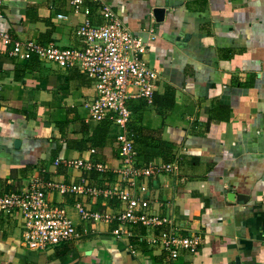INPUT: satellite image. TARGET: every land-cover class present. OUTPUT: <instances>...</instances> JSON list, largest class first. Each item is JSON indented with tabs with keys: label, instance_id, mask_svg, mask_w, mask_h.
<instances>
[{
	"label": "crops",
	"instance_id": "1",
	"mask_svg": "<svg viewBox=\"0 0 264 264\" xmlns=\"http://www.w3.org/2000/svg\"><path fill=\"white\" fill-rule=\"evenodd\" d=\"M98 1L85 4L110 5L145 42L144 58L160 76L156 103L140 113V102L131 105L129 130L139 167L165 163L175 171L140 177L133 192L150 202V215L171 217L179 236L197 234L200 245L172 259L147 242L169 226L125 225L131 235L117 237L124 206L116 197L47 189L48 201L67 209L80 238L32 250L21 212L0 211V264H264V0ZM3 13L0 28L15 40L82 47L77 30L85 15L69 0H3ZM9 50L0 41V198L36 180L117 185L121 129L111 123L102 147L90 141L102 122L92 121L84 106L95 96L87 75L14 58ZM141 129L151 137L141 140ZM151 138L166 143V158L141 157L137 146L144 141L150 150ZM76 159L95 169L55 165ZM77 203L110 219H83Z\"/></svg>",
	"mask_w": 264,
	"mask_h": 264
},
{
	"label": "built area",
	"instance_id": "2",
	"mask_svg": "<svg viewBox=\"0 0 264 264\" xmlns=\"http://www.w3.org/2000/svg\"><path fill=\"white\" fill-rule=\"evenodd\" d=\"M69 1L75 13L82 12L85 15V20L77 30L81 48L62 49L53 44L43 46L34 41L21 42L1 28L0 41L10 47L11 57L23 60L36 58L62 69H79L87 75L95 90V96L84 103L90 119L98 123L109 121L121 129L117 136L121 160V167L117 171L119 181L113 188H99L86 184H42L36 180L19 194L1 197L0 211L10 214L19 210L23 217V236L27 246L32 250H43L81 236L67 209L48 201L47 189H57L62 194L116 197L123 204L124 210L116 218L122 225L114 231L115 236L131 235L123 227L125 225L142 224L152 229L169 226L159 236L151 235L147 242L168 252L172 259L178 257L181 249L194 254L200 245V237L197 234L179 236L171 217L150 215V202L135 196L133 192L138 178L175 171L173 164L165 163H150L148 167H139L133 134L129 130L133 114L131 104L142 102L153 105L160 79L158 72L144 58L147 46L106 2L99 0L93 8L86 6V0ZM58 18L65 21L68 16L60 14ZM3 20V0H0V24ZM62 164L86 172L95 169L93 164L82 159L55 161L56 166ZM96 169L104 171L101 165ZM122 183H126L127 188H121ZM75 208L83 219H110L88 211L80 203Z\"/></svg>",
	"mask_w": 264,
	"mask_h": 264
},
{
	"label": "trees",
	"instance_id": "3",
	"mask_svg": "<svg viewBox=\"0 0 264 264\" xmlns=\"http://www.w3.org/2000/svg\"><path fill=\"white\" fill-rule=\"evenodd\" d=\"M156 99V98H155ZM154 99V103H156ZM171 103L173 104L172 100H171ZM139 104H141L140 106H138V108H136V112H139L142 111V109L144 107L147 106L146 103H142L140 102ZM133 105V103L131 104ZM134 109V108H132ZM110 126H111V122L109 121H104L102 123H100L98 126H96L94 132H93V136L92 138L90 139V141L92 142V144L95 146V147H102L106 138H107V135L109 134L110 132ZM136 131V128L133 129V131ZM139 137H141V140L142 137H151L152 133L150 131H145V130H140L139 131ZM153 139V138H151ZM140 140V138L137 140H135V143L137 144L138 141ZM152 146L150 150H148L149 146H146L143 145L144 144V141L141 143V147H139V145L137 146V149L140 151L141 153V157L144 158L146 160V162L152 160L153 158L155 157H163V158H166L170 153H169V148L168 146L166 145V143L163 142V140H158V139H153L152 140ZM147 149V151L145 150Z\"/></svg>",
	"mask_w": 264,
	"mask_h": 264
},
{
	"label": "water",
	"instance_id": "4",
	"mask_svg": "<svg viewBox=\"0 0 264 264\" xmlns=\"http://www.w3.org/2000/svg\"><path fill=\"white\" fill-rule=\"evenodd\" d=\"M157 12V11H156ZM158 12L160 13V14H163V10H158Z\"/></svg>",
	"mask_w": 264,
	"mask_h": 264
}]
</instances>
